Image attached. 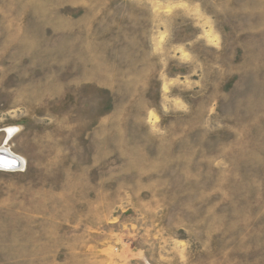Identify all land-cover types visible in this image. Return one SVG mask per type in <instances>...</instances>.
<instances>
[{"label":"rangeland","instance_id":"rangeland-1","mask_svg":"<svg viewBox=\"0 0 264 264\" xmlns=\"http://www.w3.org/2000/svg\"><path fill=\"white\" fill-rule=\"evenodd\" d=\"M0 264H264V0H0Z\"/></svg>","mask_w":264,"mask_h":264},{"label":"water","instance_id":"water-1","mask_svg":"<svg viewBox=\"0 0 264 264\" xmlns=\"http://www.w3.org/2000/svg\"><path fill=\"white\" fill-rule=\"evenodd\" d=\"M4 147H0V169L19 170L22 169V158ZM13 154V155H12ZM5 160V161H4ZM7 161V163H5Z\"/></svg>","mask_w":264,"mask_h":264},{"label":"bare ground","instance_id":"bare-ground-1","mask_svg":"<svg viewBox=\"0 0 264 264\" xmlns=\"http://www.w3.org/2000/svg\"><path fill=\"white\" fill-rule=\"evenodd\" d=\"M10 152V151H9ZM11 153V152H10ZM13 155V154H12ZM5 161V160H4ZM7 162V161H6ZM24 162V161H23ZM23 164V163H22Z\"/></svg>","mask_w":264,"mask_h":264},{"label":"snow or ice","instance_id":"snow-or-ice-1","mask_svg":"<svg viewBox=\"0 0 264 264\" xmlns=\"http://www.w3.org/2000/svg\"><path fill=\"white\" fill-rule=\"evenodd\" d=\"M5 163H7V162H5Z\"/></svg>","mask_w":264,"mask_h":264}]
</instances>
